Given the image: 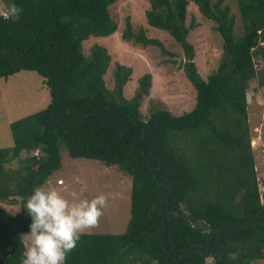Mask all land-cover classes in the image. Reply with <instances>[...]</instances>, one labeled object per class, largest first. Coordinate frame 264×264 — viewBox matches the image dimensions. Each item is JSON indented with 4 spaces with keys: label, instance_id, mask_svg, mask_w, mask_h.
Listing matches in <instances>:
<instances>
[{
    "label": "trees",
    "instance_id": "obj_1",
    "mask_svg": "<svg viewBox=\"0 0 264 264\" xmlns=\"http://www.w3.org/2000/svg\"><path fill=\"white\" fill-rule=\"evenodd\" d=\"M119 0H9L23 11L0 17V77L31 70L44 78L52 100L42 110L10 123L14 144L0 148V199L17 197L15 214L0 208V264H21L22 234L30 232L23 208L71 157L117 165L132 178L131 216L122 233H83L65 264H254L264 260V174L251 144L248 90L264 86V0H237L242 32L225 0H193L216 24L224 55L204 78L188 40L191 0H150V26L181 45L183 70L196 90L194 106L174 114L141 106L150 95L152 73L139 78L131 98L125 87L132 67L116 62L114 85L106 75L113 60L105 45L84 42L118 30L110 7ZM126 41L154 45L158 38L135 30L129 17ZM38 151L37 154L34 152ZM26 153L24 156L23 153ZM18 160V168L8 164ZM212 259L209 263L208 259Z\"/></svg>",
    "mask_w": 264,
    "mask_h": 264
},
{
    "label": "rangeland",
    "instance_id": "obj_2",
    "mask_svg": "<svg viewBox=\"0 0 264 264\" xmlns=\"http://www.w3.org/2000/svg\"><path fill=\"white\" fill-rule=\"evenodd\" d=\"M217 1V0H213ZM10 4L9 0H0V8ZM236 16L235 30L242 32V21L237 0H225ZM150 8V0H119L110 7L114 19L118 22V30L104 37L91 36L84 42V51L90 53L94 43L105 45L112 55V62L106 75L109 88L114 85L112 70L116 62L126 64L133 69L131 79L125 87V96L131 98L139 84V78L147 72L152 73L150 95L145 97L141 110L148 116L153 108H167L174 114H182L190 110L196 100V90L183 70L186 60L181 45L169 32L148 24L146 10ZM130 18L135 30L143 26L151 38H158L171 54H165L158 46L126 41L123 31L126 19ZM186 23L190 26L188 40L195 49L194 61L198 71L204 78L215 72L224 55V42L216 30L213 20L207 18L191 0L188 5ZM257 68L264 69V59L256 58ZM259 78L250 82L248 101L250 123L253 130L251 144L256 154V169L264 174V86H259ZM52 100L50 89L44 78L35 71L22 70L8 78L0 77V148L10 147L14 140L10 123L19 118L45 108ZM35 154L38 151L34 152ZM25 156L26 153L24 152ZM62 165L55 171L43 186L46 190L55 189L68 199L75 192L80 198L91 200L104 194L107 207L97 227L85 233L110 232L122 233L126 230L131 216L132 178L120 170L117 165L84 157H71L66 148L61 150ZM20 162L14 160L8 167L18 168ZM0 208L13 214L21 210L19 199L11 197L7 201L0 199ZM22 234L27 246L30 241ZM212 263V259H208ZM254 264H264V260Z\"/></svg>",
    "mask_w": 264,
    "mask_h": 264
},
{
    "label": "clouds",
    "instance_id": "obj_3",
    "mask_svg": "<svg viewBox=\"0 0 264 264\" xmlns=\"http://www.w3.org/2000/svg\"><path fill=\"white\" fill-rule=\"evenodd\" d=\"M23 9L16 3L0 8L4 20L17 18ZM107 207V197L100 194L91 200L75 192L68 199L55 189L37 186L23 205L31 217L30 243L21 264H65L86 230L98 226Z\"/></svg>",
    "mask_w": 264,
    "mask_h": 264
}]
</instances>
